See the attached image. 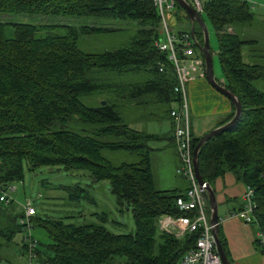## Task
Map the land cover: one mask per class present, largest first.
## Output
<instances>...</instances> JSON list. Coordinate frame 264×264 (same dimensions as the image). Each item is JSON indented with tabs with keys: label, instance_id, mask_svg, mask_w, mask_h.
<instances>
[{
	"label": "trees",
	"instance_id": "1",
	"mask_svg": "<svg viewBox=\"0 0 264 264\" xmlns=\"http://www.w3.org/2000/svg\"><path fill=\"white\" fill-rule=\"evenodd\" d=\"M0 12L121 18L138 24L128 44L90 53L77 46L79 35L120 29L0 22V184L22 181L25 163L30 168L62 165L87 170L93 181L109 183L117 202L131 208L135 222L133 234H115L94 222L74 224L35 216L33 224L43 228L48 242L37 240L34 258L42 264H175L193 246L197 233L175 238L158 230L157 218L182 214L174 198L184 189L154 188L148 142L157 137L125 123L120 111L125 105L142 108L153 102L167 107L166 116L177 99L172 66L154 46L159 18L152 1L0 0ZM178 12L182 9L176 2L175 15ZM201 15L216 38L223 77L219 84L238 100L240 114L228 130L199 146L198 173L211 184L230 172L252 189L253 222L264 246V92L252 84L264 76V65L247 62L242 51L248 41L227 31L234 24L249 23L253 14L245 0H203ZM193 34L201 43L196 23ZM140 74L141 81L122 79ZM88 96L94 105L81 100ZM232 114L233 105L219 125ZM75 119L91 128L82 133L65 127ZM198 137L191 135V148ZM104 150L126 151L137 159L113 164L103 156ZM82 190L68 187L69 197L81 196ZM22 214L14 202L0 203L4 241L11 242L22 232ZM218 238L223 248L222 236ZM21 248L27 251V244L22 242Z\"/></svg>",
	"mask_w": 264,
	"mask_h": 264
},
{
	"label": "rangeland",
	"instance_id": "2",
	"mask_svg": "<svg viewBox=\"0 0 264 264\" xmlns=\"http://www.w3.org/2000/svg\"><path fill=\"white\" fill-rule=\"evenodd\" d=\"M245 1L249 4L250 11L254 14V18L250 20L249 23L234 24L233 28L235 32L238 31L240 34H243L244 37H248L251 36L257 26H262L258 18H255L256 12L259 9L262 10V8L259 5H255V3L253 4L252 0ZM184 16L183 11L178 12L176 15L167 14L166 21L168 26L174 31L178 28H187L189 30L192 24H189L187 18ZM200 18L207 34L212 76L216 82L222 83L223 77L218 62L217 42L214 32L205 15H201ZM0 22L30 23L35 25H72L75 27L91 25L120 29L114 32L79 35L77 38V46L82 51L90 53H98L126 45L130 42L138 29L137 22L130 19L28 13L0 12ZM40 32V34L44 33L43 30ZM46 34L44 33V35ZM246 60L251 63L250 60ZM122 79L127 81H141L142 75H124ZM252 84L255 88L264 92V76L255 79ZM81 100L90 106L95 104V102H92L90 96L82 97ZM102 102L103 100H101V103ZM174 106L175 103H172L171 107ZM166 108L165 105L148 102L143 105L142 108L125 105L120 111L123 121L128 123L131 127L146 132H159L154 124L157 119H164ZM222 121L223 119L219 123ZM161 123L165 124L164 121H161ZM87 126L91 128L89 125L75 119L74 123L71 125L68 124L65 127L83 133L88 130ZM196 134H199V132L197 131ZM160 143V141L154 140L149 141L148 145L157 146ZM167 150L171 153L169 147H167ZM102 154L113 164L133 162L137 159L134 155L126 151L104 150ZM150 154L151 174L156 189L158 188V190H161L159 188H164V186H167L169 183H174L171 186L176 187L177 182L175 179H182V184L186 182L175 172L176 167L173 168L164 163L163 166L159 165V153H151L150 151ZM23 171L24 176L22 181H14L11 183V187H15V190L10 192V196L18 206H21L26 201H30L35 208L36 217L62 219L65 223L74 224L94 222L103 225L107 230L115 234H133L135 232V222L131 208L126 204L120 205L117 202L106 180L93 181L87 170H67L62 165H43L30 168L25 163ZM73 186H79L83 189L80 191L81 196H77L76 198L69 197L68 187ZM252 224L255 223L252 222ZM30 233L35 240L43 243L48 242L47 235L40 226L32 224ZM25 234V230L17 233L11 242L4 241V239L0 237V264H42L38 262L36 258L29 260L27 251L21 248L23 236Z\"/></svg>",
	"mask_w": 264,
	"mask_h": 264
},
{
	"label": "built area",
	"instance_id": "3",
	"mask_svg": "<svg viewBox=\"0 0 264 264\" xmlns=\"http://www.w3.org/2000/svg\"><path fill=\"white\" fill-rule=\"evenodd\" d=\"M159 18L158 32L159 38L155 40V48L165 53L167 61L171 64L175 82L172 92L176 94L175 106L168 111V117L172 126V140L177 157L175 172L186 182L185 189L174 198L175 207L182 213L176 216L162 214L157 218L158 230L181 238L184 234L196 232L197 236L193 246L185 251L175 262V264H221L218 256L212 225L209 223V209L207 202L202 195V190L198 186L192 166L191 129L188 113V101L186 88L188 82L196 78H204V61L197 49L198 41L194 34L188 29L178 28L172 30L166 21L167 14L176 13V0H151ZM192 9L200 15L202 13V0H186ZM158 70H161L159 64ZM219 83V82H218ZM15 187L11 184H0V203L9 204L14 202L10 192ZM252 189L245 187L242 194V205L240 208L228 213V217H235L244 223L253 222L252 211L254 203L252 201ZM19 207L23 214L19 218L26 234L23 236V243L27 244V254L29 260L34 256V248L37 244L30 229L36 211L30 201H26ZM219 222V220H218ZM258 241L264 254L263 241L258 232ZM30 264V263H29Z\"/></svg>",
	"mask_w": 264,
	"mask_h": 264
},
{
	"label": "crops",
	"instance_id": "4",
	"mask_svg": "<svg viewBox=\"0 0 264 264\" xmlns=\"http://www.w3.org/2000/svg\"><path fill=\"white\" fill-rule=\"evenodd\" d=\"M252 3L262 8L255 15L262 26H257L251 36L248 37H244L238 31L235 32L234 28L231 27H228L227 31L235 32L242 39L248 41L243 47V57L250 60L251 63L264 65V0H252ZM186 93L190 129L193 135L200 136L218 126V123L232 110L230 101L217 92L204 78H196L188 82ZM171 106L172 103L170 108ZM161 121H164L165 124ZM155 122L154 125H156L159 132L151 131L149 133L155 134V137H157L155 140L161 143L157 146H149L152 148L151 153L157 152L160 154V157H158L159 165L163 166L164 163L175 168L177 157L172 143V126L168 113L164 119H157ZM197 131L199 134H196ZM167 147L171 149V153L167 150ZM175 180L177 182L176 187L171 186L174 183H169L164 188L159 189H177L179 191L185 189L186 182L182 184V179ZM209 185L214 193L216 213L219 218L218 236H222L224 253L229 259V263L264 264V254L261 252L260 244L257 243L256 224H252V222L244 223L238 218L228 217L229 212L241 207L245 186L237 181L230 172H225L222 176L216 177Z\"/></svg>",
	"mask_w": 264,
	"mask_h": 264
},
{
	"label": "water",
	"instance_id": "5",
	"mask_svg": "<svg viewBox=\"0 0 264 264\" xmlns=\"http://www.w3.org/2000/svg\"><path fill=\"white\" fill-rule=\"evenodd\" d=\"M176 2L180 6L182 11L184 12V15L187 18L188 22L192 25L194 23H196L198 25V27L200 28V31L202 33V41H201V43H198L196 46H197V49L200 52V54L203 58V61H204V69H205L204 70V77H205V79L217 92H219L220 94L224 95L227 99H229V101L233 105L232 117L228 121L212 128V129L206 131L205 133H203L202 135H200L198 137L196 144L192 148L193 172H194L195 180H196L198 186L201 188L202 195L207 202V206L209 209V223L212 225L211 230H212V234L214 236L216 250H217L218 256L220 258L221 264H229V260L226 257L224 250L220 244L219 238H218V220H219V218H218L217 213H216V203H215L214 193H213L212 189L210 188L209 183L203 181L199 176L198 169H197V153H198L199 146L203 142H205L207 139H209L210 137H212L216 134H219L223 131L228 130L237 121L239 114H240V104H239L238 100L235 98V96L230 91H228L225 87H223L218 82H216V80L212 76L211 61H210V56H209V52H208V44H207V34H206V30L204 28V25H203V22H202L200 16L192 9V7L189 5V3L186 0H176ZM192 25L189 28V32L191 34H193ZM102 103L104 104L105 101H103Z\"/></svg>",
	"mask_w": 264,
	"mask_h": 264
}]
</instances>
